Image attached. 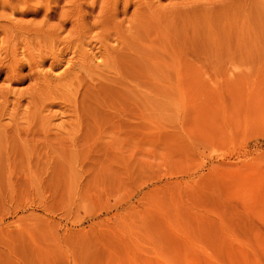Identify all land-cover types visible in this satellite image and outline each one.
Segmentation results:
<instances>
[{"label":"rangeland","instance_id":"obj_1","mask_svg":"<svg viewBox=\"0 0 264 264\" xmlns=\"http://www.w3.org/2000/svg\"><path fill=\"white\" fill-rule=\"evenodd\" d=\"M0 264H264V0H0Z\"/></svg>","mask_w":264,"mask_h":264}]
</instances>
